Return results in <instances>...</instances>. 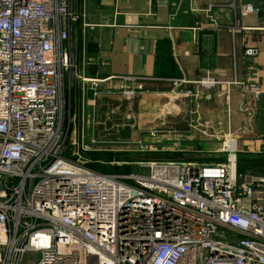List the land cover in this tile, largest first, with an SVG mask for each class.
<instances>
[{
    "label": "built area",
    "instance_id": "1",
    "mask_svg": "<svg viewBox=\"0 0 264 264\" xmlns=\"http://www.w3.org/2000/svg\"><path fill=\"white\" fill-rule=\"evenodd\" d=\"M80 17L71 0H0V264H264V174L239 173L233 154L212 164L141 160L127 173L90 166L101 143L88 133L97 125L90 92L147 78L88 76L93 59L72 38ZM67 76L71 92L80 83L78 107L70 93L76 118ZM122 88L133 98L142 86ZM248 92L262 95L257 83Z\"/></svg>",
    "mask_w": 264,
    "mask_h": 264
},
{
    "label": "crops",
    "instance_id": "2",
    "mask_svg": "<svg viewBox=\"0 0 264 264\" xmlns=\"http://www.w3.org/2000/svg\"><path fill=\"white\" fill-rule=\"evenodd\" d=\"M249 4L254 12L242 16ZM71 7L81 16L72 29L75 50L81 57L85 46L93 59L88 76L147 78L137 116L121 123L140 132L130 134L132 141L152 146L158 140L150 132L157 130L182 146L223 145L218 151L236 162L245 155L248 176L264 174V0H71ZM86 24L92 27L83 30ZM247 48L259 53L246 56ZM207 78L217 84L202 85ZM246 83L259 84L261 97L244 94ZM126 86L129 81L109 79L99 98L88 97L95 129L111 121L103 120V110L115 104L116 88ZM227 141L236 142L235 151Z\"/></svg>",
    "mask_w": 264,
    "mask_h": 264
},
{
    "label": "rangeland",
    "instance_id": "3",
    "mask_svg": "<svg viewBox=\"0 0 264 264\" xmlns=\"http://www.w3.org/2000/svg\"><path fill=\"white\" fill-rule=\"evenodd\" d=\"M75 46V42L73 41ZM70 77V75H69ZM105 84V83H104ZM142 86V82H129V86ZM72 98H73V106L77 102V107L79 106V93L74 92L75 87L80 86L79 80L74 77L72 80ZM100 88L98 91L100 92ZM125 88V87H124ZM117 93H113L114 99L112 104L109 106V109H104L102 117L103 120L109 117L111 121L107 125H100L94 130L93 128H89L88 133H94L97 141H100V145H98V149L93 151V162L95 163L93 166L95 169L101 172L106 173H127L132 171H138L139 167L136 161L141 160H183V161H192L200 164H212L217 162H225L228 158V152L226 151H218V149H224L223 145L213 148L212 146H182L178 144V140L173 139L172 135L167 136L166 131H154L156 132L157 140L160 143L153 144L152 146L145 147L144 144H137L135 141H132L130 134L134 135L136 133H140L137 128L133 131L128 130L129 126H123L121 123L123 119L130 118L133 120V116H137V107L139 106V102H142L143 86L140 92L135 97L129 98L124 92L123 88H116ZM101 93V92H100ZM65 96L67 99V103L70 98V88L68 87V76L66 79V90ZM88 97H94L93 92H90ZM115 100V101H113ZM129 105L133 107V109L129 108ZM119 106V107H118ZM68 109V105H67ZM113 109V111H110ZM73 112V109H72ZM68 113V111H67ZM68 115V114H67ZM78 113L73 112V116L76 118ZM120 119L117 122L115 119ZM128 121V119H126ZM75 123V122H74ZM76 123L79 124V120H76ZM113 123H116L115 125ZM118 123V124H117ZM197 125V123H195ZM204 124V123H203ZM93 127V126H92ZM200 127V126H198ZM206 130H204V133ZM201 132L199 131L198 134ZM207 133V132H206ZM210 133V132H208ZM229 133V132H228ZM144 135V134H143ZM137 136V135H136ZM202 136V135H201ZM204 137L206 135L203 134ZM90 138V137H89ZM175 141V144H174ZM166 142V143H163ZM231 142L228 141V146L230 148ZM237 146V144H236ZM215 149V150H214ZM235 151V150H233ZM70 155V152H66ZM97 153V154H96ZM99 156L100 161L94 160ZM242 156L239 155V159L237 162V170L239 173L248 174V170L251 169V164L245 160ZM123 162H130V164H124ZM101 164V165H100ZM124 167V168H122ZM34 255H38L37 253H29L27 257H32Z\"/></svg>",
    "mask_w": 264,
    "mask_h": 264
},
{
    "label": "bare ground",
    "instance_id": "4",
    "mask_svg": "<svg viewBox=\"0 0 264 264\" xmlns=\"http://www.w3.org/2000/svg\"><path fill=\"white\" fill-rule=\"evenodd\" d=\"M227 145H228V141H227ZM236 148H237V146H236V142L235 141H232L231 142V145H230V148H229V150H236ZM234 156H233V160H234Z\"/></svg>",
    "mask_w": 264,
    "mask_h": 264
},
{
    "label": "trees",
    "instance_id": "5",
    "mask_svg": "<svg viewBox=\"0 0 264 264\" xmlns=\"http://www.w3.org/2000/svg\"><path fill=\"white\" fill-rule=\"evenodd\" d=\"M74 92H77V87H75V91ZM97 154V153H96ZM94 160H99V156H97L96 157V159L94 158ZM95 163H98V162H94V163H90V166L92 167V168H94L95 169V167L93 166ZM101 165V164H100ZM122 168H124V167H122ZM97 170V169H96ZM104 173H106V172H104Z\"/></svg>",
    "mask_w": 264,
    "mask_h": 264
},
{
    "label": "water",
    "instance_id": "6",
    "mask_svg": "<svg viewBox=\"0 0 264 264\" xmlns=\"http://www.w3.org/2000/svg\"><path fill=\"white\" fill-rule=\"evenodd\" d=\"M71 90H72V88H71ZM70 93H72L71 91H70ZM69 111H70V115H71V111H72V103H71V95H70V106H69Z\"/></svg>",
    "mask_w": 264,
    "mask_h": 264
}]
</instances>
